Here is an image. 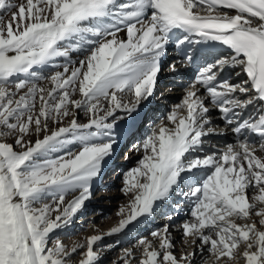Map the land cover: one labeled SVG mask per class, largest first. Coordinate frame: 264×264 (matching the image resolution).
<instances>
[{
	"label": "snow or ice",
	"instance_id": "6c2138e0",
	"mask_svg": "<svg viewBox=\"0 0 264 264\" xmlns=\"http://www.w3.org/2000/svg\"><path fill=\"white\" fill-rule=\"evenodd\" d=\"M173 37L188 61L191 45L217 42L231 52L202 68L166 117L174 127L161 123L143 142L142 159L125 176L131 201L118 224L69 248L54 233L93 198L125 118L118 113L131 115L153 95ZM75 51L84 53L78 67L39 72ZM228 67H239L250 86L218 79ZM257 104L264 105V0H0V264H99L98 242L190 182L198 185L188 193L192 219L180 227L192 251L175 255L166 226L139 240V259L125 249L122 264H195L205 251L204 264H264V108L258 118L241 117ZM212 108L233 133L257 135L258 147L244 138L200 156L217 131ZM201 170H208L202 178Z\"/></svg>",
	"mask_w": 264,
	"mask_h": 264
},
{
	"label": "bare ground",
	"instance_id": "6f19581e",
	"mask_svg": "<svg viewBox=\"0 0 264 264\" xmlns=\"http://www.w3.org/2000/svg\"><path fill=\"white\" fill-rule=\"evenodd\" d=\"M13 2L19 3L20 0H13ZM124 35V33H121V36ZM180 53L181 49H173L167 45L165 55L161 59L162 71L158 76L157 85L153 95L146 100H142L137 110L131 115H128L126 113H118V115H122L125 118L123 120L117 121L116 128L113 132V136L115 137L117 142L114 145L115 150L113 155H116L119 149L127 143V147H129L127 153L129 155V159L131 160L129 163L130 165H134V167H137L138 159L143 157L144 152L142 145L146 138L151 134L152 131L156 130L161 123L169 128L174 127L171 122L167 121V115L170 114L177 105L182 103V100L187 94L189 87L193 83H195L196 77L199 75V72L202 70V68L209 64L215 63L218 60L207 61L205 64L199 66L198 69L194 70V66L191 65V61H188L186 58L180 56ZM188 54L192 56L193 51L188 52ZM227 57L228 56H224L221 58ZM83 58L84 53L82 51H75L72 52L70 54V57L67 59L57 58V60L54 62L55 67L49 65L42 69H39V72L42 75H46V73L48 72L47 74L50 75L57 70L62 71L63 66L66 64L70 67H78V62ZM205 60H207V58H200L199 62L203 63ZM174 63L177 64L178 69L175 72L171 71L169 67ZM225 70L229 73L228 81L230 83H239L243 86H247V84L245 83L246 74L243 73L239 67H228ZM234 76H237V78H234ZM197 88L199 89L198 94L207 96V93L203 90L202 86L197 85ZM249 95H251V93H249ZM129 99H131V97L125 96V102H127ZM166 101H168L169 104L167 106H163ZM206 103H208L209 107H211L209 101H206ZM255 109L256 106L250 107V115L253 114ZM165 110H167L166 114L161 115V113ZM180 112L181 115L186 114L183 110H180ZM220 114L221 113L218 109L212 108L210 112V115L212 117V126L216 128L217 131L216 133L205 138L207 141V143L205 144V152L200 153V156L213 153L219 155L228 144H236L238 141L244 138H247L249 141H251L248 137V133L246 134V137L238 136L231 131L233 125H223L220 120ZM77 118L79 122H86L87 119L83 112H79ZM67 122V120L64 121L65 124H67ZM50 127L54 129L56 125L53 124ZM143 131H148L149 134L143 141L140 142L137 140V137L141 135V132ZM221 131L223 132V134H219ZM31 137L32 139H36L35 135ZM103 139L106 140L107 137H104ZM253 143H256L258 147V142L255 141ZM68 147L72 152H75L78 150L80 145L72 144ZM113 155L111 156L112 158ZM111 157L106 159L100 176L93 181L92 189L97 187L102 175L109 169L111 165ZM207 171L208 170H201L200 177L202 178ZM114 185L121 187V190L116 192V197L124 196L125 194L122 191L124 186L119 182H115ZM195 186L198 185L191 182L189 184H182L179 189L173 192L168 200L157 202L151 215L141 217L137 221H134L123 233L119 235L105 236L102 241L98 242V244L94 246V249L100 252L99 264H122L120 257L124 254L125 249L132 250L136 259H139L141 256V251L138 247L139 240L144 238L153 240L152 233L162 231L166 226L169 229V233L172 239L175 238V236L172 235L174 229L182 230L180 227L181 225H175L177 224L176 217L187 214L188 208L184 207L185 204L190 203L194 200V198H191L188 193H190L191 188ZM117 205L120 206L119 203H117ZM122 207L127 208L125 205H123ZM117 213H119V211ZM100 216V212L96 211V213L93 215L83 217L78 223L76 229H88V232L86 234V237L88 238L92 235H100L106 233L112 227L116 226L119 222L118 220L117 223L114 221L116 224H105V226H101L103 222L100 220ZM108 238L109 240H107ZM111 241L113 242V244H110ZM77 243H83V237H79ZM74 244H76V242ZM206 258H209V254L206 251L202 254L198 252L196 257L194 258L195 264H202V262L206 260ZM240 264L242 263L240 262Z\"/></svg>",
	"mask_w": 264,
	"mask_h": 264
},
{
	"label": "rangeland",
	"instance_id": "374dc122",
	"mask_svg": "<svg viewBox=\"0 0 264 264\" xmlns=\"http://www.w3.org/2000/svg\"><path fill=\"white\" fill-rule=\"evenodd\" d=\"M47 73L45 76L48 75ZM168 104L169 102L166 101V103L163 104V106H167ZM166 111L167 110L163 111L161 115L166 114ZM148 134H149L148 131L141 132V135L137 137V140L140 142L143 141ZM8 139H9V142H13L14 137H10ZM32 140H35V139H32ZM128 150H129V147H127V143H126V145H123L119 149L116 155L115 154L113 155V158L111 157V165L109 169L102 175L97 187L92 189L93 198L89 200L88 202H86V205L83 211L79 212L76 215L72 225L65 229L58 230L56 233H54V235H57L60 237L61 241L67 247L70 248L71 246H73L75 242L77 243L79 237H83V242L87 238L86 234L88 232V229H82V230L76 229V227L78 226V223L81 221L83 217L93 215L97 211V212H100L101 214V216L99 217L100 220L103 222L101 226H105V224L106 225L114 224L115 222L117 223L119 220V216L117 212L121 209L123 205L127 207L128 203H130L131 201L130 195L116 197L115 194L117 191L121 190V187L114 185L115 182L116 183L119 182L123 186H125L124 180H125V176L127 172H129L132 168H135L134 165H130L129 163L131 160L129 159V155L127 153ZM140 159H138V161ZM71 198L72 196L68 197V199H71ZM191 202L185 204L184 208L186 207L188 208L187 214L182 215L180 217L179 216L176 217L177 224L175 225H182L184 222L192 219L190 213L193 207V201ZM117 203H119L120 206L117 205ZM258 218L259 217H253V219L257 221H258ZM237 222L240 223L241 221H237ZM172 235L175 236V238H173V243L176 245L175 250H174L175 255L179 257L180 255H182L183 253L187 251H192V247H189V245L191 244V238H184L182 235V230L174 229V231L172 232ZM185 239L187 240V243L183 242ZM107 240H109V238ZM110 240H113V239H110ZM199 243L200 242L197 240L196 244L198 245ZM110 244H113V242L111 241ZM240 250L243 251V245H241ZM98 254L100 255V252H98ZM81 258H83V250L80 251L79 255L75 256V260L78 262V260ZM240 262L244 264L243 260H241ZM202 264H204V261L202 262Z\"/></svg>",
	"mask_w": 264,
	"mask_h": 264
}]
</instances>
